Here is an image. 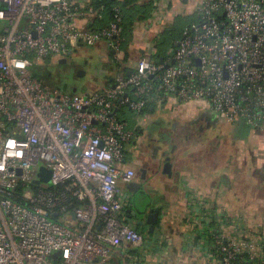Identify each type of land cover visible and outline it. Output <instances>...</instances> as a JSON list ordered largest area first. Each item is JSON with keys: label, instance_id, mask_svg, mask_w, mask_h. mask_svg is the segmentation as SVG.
Segmentation results:
<instances>
[{"label": "built area", "instance_id": "obj_1", "mask_svg": "<svg viewBox=\"0 0 264 264\" xmlns=\"http://www.w3.org/2000/svg\"><path fill=\"white\" fill-rule=\"evenodd\" d=\"M146 1L153 11L134 31L159 39L175 0ZM194 1L180 13L194 20L163 56L143 55L124 70L119 14L90 31L94 10L70 0H0V264L153 259L163 237L135 228L118 186L136 176L125 160L137 139L119 111L200 104L264 135V0ZM100 41L122 69L109 84L71 95L34 76L35 65ZM40 167L49 183H34ZM241 214L206 205L190 218L204 264H264V231L252 230L264 222Z\"/></svg>", "mask_w": 264, "mask_h": 264}, {"label": "crops", "instance_id": "obj_2", "mask_svg": "<svg viewBox=\"0 0 264 264\" xmlns=\"http://www.w3.org/2000/svg\"><path fill=\"white\" fill-rule=\"evenodd\" d=\"M70 1L75 4L84 5L85 8H91L90 0ZM189 1L191 0H187L186 3L178 2V0L173 1L169 9V17L165 20L164 27L173 24L178 17L184 19L188 17H183L180 13L193 7L195 1ZM149 4L152 7V4ZM0 6L2 5L0 4ZM96 16L97 14L94 11L93 14L88 17V20H91L88 22L89 26L92 25V21ZM86 20L87 19L83 18L78 23L80 26L82 24L84 25ZM135 26L133 29H135ZM162 37H164L163 41H166L165 36L161 35V38ZM161 38L159 39L161 40ZM176 41L177 40H175V42ZM82 47L85 46H80V48L76 50H80ZM169 47L170 46H168L162 54H159L153 39L137 32L133 35L128 46L129 49H127L132 63L122 62L123 69L128 70L134 67L136 60L141 57L139 55L140 53H138L141 49H145L143 51L146 52L149 48H153L151 54H144L141 51V55H147L150 56L152 60H158V58L165 54ZM83 49L86 50L85 52L88 54L93 52L98 53L97 58L100 60L112 57L110 50L103 41L98 42L94 46ZM76 50L72 53H75ZM104 53H106V55ZM156 53L157 55L155 56ZM55 60L57 59H54V61ZM107 71V75L104 74L102 81L96 83L90 92L107 85L110 78L117 74L118 71H122V69L111 63ZM161 114L169 115V118L173 121L189 120L190 124L193 125H195L197 121L205 130H211L214 134L216 132L218 133L224 128L223 126L228 124L220 116L208 112V110L200 104H185L177 107L168 104L161 108H151L148 113L143 115V117L136 119L132 128L134 130L138 129L137 138L144 137V133H147L146 137H149L150 132H146V130L150 127L148 124H150L151 121L146 122V120ZM191 118L192 120H190ZM146 124L148 125L147 127H145ZM229 125L233 136L236 134L238 138H244V142L249 143V147L247 151H245L246 155L244 159L246 162H249L248 159H253L254 165L258 167V169L263 166L264 159L261 160V157L264 153V139H262L261 136L253 134L245 123ZM145 128L146 130H144ZM199 129L201 130L202 127ZM139 142L140 140L138 141V139H136V141L128 148L125 167L133 169V164L136 162L135 158L138 155L137 148L140 145ZM251 143L253 145L250 148ZM209 145L210 144L208 142L206 143L205 140L202 141L197 144V147H195V150H192L191 154H188L186 160L179 159L176 163H174L171 158V154L176 153V148L173 146L170 153L166 154L164 152L165 155H162L168 157L166 160H164V157H159L157 161L153 163V166L146 167L145 164L143 167L145 170V176L142 178V176L140 177V174H136L133 180L134 182L142 184V193L140 195H134L133 197L129 196V198L124 197L127 184L122 181L118 182V186L121 190V199L125 205L126 217L135 222V228L139 231L145 232V234L150 236L163 237L160 249L155 251L153 259H150L151 261H149L148 264H172L178 257L177 252L183 257L181 264L205 263L202 258L203 243L202 240H200L201 238L196 236L195 230L190 223V218L193 215L196 216L201 213L206 205H208L212 211L215 209H223L235 213L236 209L238 211L247 210L248 212L260 210L264 214V193H261V187H263L262 185H264V182L260 183L259 188V181L252 172L251 174L248 172L244 174V176H241L243 174L240 173L239 170L241 163L240 160L242 159L240 156H242L243 153L241 152L237 154L238 159L234 156L232 160L230 158L225 159L223 154L221 155L219 153H222L220 148L224 146L223 144L215 142L214 144H211L210 149H207L206 147ZM215 149L217 153H215ZM217 149H219V152ZM213 154H216V159L212 158ZM167 160L171 164L170 175L163 172V167ZM141 168L142 167H139L136 172ZM150 209H155L158 213L157 222L154 226L153 232L148 231V225L145 223L146 216ZM133 211L136 213V217H133ZM138 221H141L142 224L138 225ZM113 252L114 254L118 253V255H121L119 250L114 249ZM120 260L122 261L121 258L119 261ZM177 260H179V258Z\"/></svg>", "mask_w": 264, "mask_h": 264}, {"label": "rangeland", "instance_id": "obj_3", "mask_svg": "<svg viewBox=\"0 0 264 264\" xmlns=\"http://www.w3.org/2000/svg\"><path fill=\"white\" fill-rule=\"evenodd\" d=\"M186 16H188L186 18V21H188L189 23L194 20L193 15L191 16L186 15ZM183 20L185 19L182 17H178L176 19V25ZM178 31H179V27L173 30V34L177 35L179 33ZM168 45H169V40L167 39L166 44L163 46H159L157 50L164 51L166 46ZM83 48L86 47H82L80 50H76V52L73 53V55L68 56V60H70L71 57L74 58L76 67L71 68L68 64H62L58 61V59L55 61L54 60L48 61L47 63L45 62L47 65L50 64L48 69L49 74L46 73V75H50L49 82L47 83L50 89H58L61 92L68 93L71 95H85L90 92V90L93 88V86L96 83L102 81V79L104 78V74L107 75L108 67H110L111 63L113 62V58L107 57L100 60L99 58H97L98 53L93 52L91 54H88L85 52L86 50H84ZM104 54L106 55V53ZM84 61H87V64H83ZM77 69L84 70L82 75H78ZM190 120H192V118ZM147 121L148 122L151 121L150 124H148L150 125V127L147 128V130L146 128L144 130H146V132H150V136L146 137L147 133L146 134L144 133V137L142 136L141 138H137L138 141L140 140L139 142L140 145L137 148L139 154L136 156L135 158L136 162L133 164V169L135 172L138 170L139 167L143 168L145 164L146 167L153 166V163H155L153 162L151 157L153 147L155 148L157 146L158 147L161 146V149L157 151V155L158 157H162L163 152H165L166 154L170 153L172 147L174 146L176 148V153H172L171 158L174 161V163H176V161H178L179 159L186 160L188 154H191L192 150H195L197 144L205 140L206 143L208 142L210 144L209 146L206 147L207 149H210L211 144H214L215 142L223 144L224 146L220 148L222 150V153L219 152V149L217 150L221 155L223 154V157H225V159L230 158L232 160L233 156L238 159L237 154L242 152L243 155L240 156V158H242L240 160L242 164L240 163V169H239L240 173L243 174L241 176H244V174L248 172H250L249 174H251L252 172V174H254V176H256L259 181V186H258L259 188H260V183L264 182V163L263 166L259 167L258 169V167L254 165L253 159L251 160L248 159V161L250 162L248 163L250 165L246 162V160L244 159L246 155L245 151H247L249 147V143L244 142L245 141L244 138L241 137L238 138L236 134L233 136L229 124L223 126L224 127L223 129H221L218 133L216 132L214 134V132H212L211 130H205L204 127L201 126L200 123L197 121L195 125L190 124L189 120L173 121L171 118H169V115L168 116L163 114L157 115L148 118L146 122ZM148 125L146 124L145 127H147ZM200 126L202 127L201 130L199 129L201 128ZM261 138L264 139V135L263 136L261 135ZM252 145L253 144L251 143L250 148ZM214 151L215 153H217L216 149ZM212 158L216 159V154L215 155L213 154ZM263 159H264V153L261 157V160ZM262 186L263 187H261V193L263 194L264 185ZM245 212L248 211L247 210L238 211L237 209L235 211L236 214H240V215H243L241 213H245ZM245 214L254 215L258 219L264 222V214L260 210L249 211L248 213ZM242 217L244 218L246 216L244 215ZM248 222L249 221H244L243 223H246L248 226L250 224ZM260 229L264 231V227L252 228V230H254L255 232H259ZM177 256L178 257L176 258V260H174V263L172 264H181L183 257L180 256L179 252H177ZM178 258L179 260H177Z\"/></svg>", "mask_w": 264, "mask_h": 264}, {"label": "trees", "instance_id": "obj_4", "mask_svg": "<svg viewBox=\"0 0 264 264\" xmlns=\"http://www.w3.org/2000/svg\"><path fill=\"white\" fill-rule=\"evenodd\" d=\"M90 6L97 14L96 18L92 21V25L88 26L90 31H99L105 28L110 22L114 20V17L116 14L120 15L121 17L120 27H121L122 36L124 38L123 49L126 51V56L123 62H128L131 64L132 61L130 60V55L127 49H129L128 46L133 38V35L135 34L133 27L138 22L144 21L150 16L152 12L151 5L148 2L143 1V0H90ZM188 23L189 22L186 21L185 19L176 25V20H175L173 24H170L167 27H164L162 36H165L166 41L161 42L160 39H157V38L155 39L153 35H150L149 38L153 39L156 48H158L159 46L165 45L167 42V39L169 40L168 46H171L174 44L175 40L180 39L182 30ZM178 27H179V31H178L179 33L177 35H174L173 30ZM168 46H166V48ZM143 50L145 49H141L138 52L140 53L139 54L140 56H142L141 51ZM157 52L159 54L163 53V51L161 50L160 51L157 50ZM144 54H147V53L145 52ZM156 55L157 53L155 54V56ZM48 61L50 60H47L45 62L47 63ZM45 62L39 65L38 64L35 65L32 71L35 77H37L45 86H48L47 83L49 82L50 78H49V75H46V73L49 72L48 69H49L50 64L47 65ZM112 63L116 67L119 66L114 60ZM120 72L118 71L117 74ZM109 82L107 84H109ZM151 108H146L145 110H143L137 115L134 113H131L130 111L126 112L127 115L124 114L122 111H119V113L122 115V117H125V119L129 123V127L132 128V125H134V122L136 121V119L143 117V115L148 113ZM242 123L243 122H239L236 124H242ZM236 124H231V125H236ZM135 131L137 134L138 129H136ZM25 187L26 186L24 184H21L19 186V192L24 190ZM61 188L62 187H59V189ZM137 253L138 251L135 249H130V250H127L126 252L127 255H136ZM126 254L124 255L125 258H127Z\"/></svg>", "mask_w": 264, "mask_h": 264}, {"label": "water", "instance_id": "obj_5", "mask_svg": "<svg viewBox=\"0 0 264 264\" xmlns=\"http://www.w3.org/2000/svg\"><path fill=\"white\" fill-rule=\"evenodd\" d=\"M164 40V37L161 38V42ZM152 49L153 48H149L146 53L147 54H151L152 53ZM142 53H145V51H142ZM159 61H161V59H159ZM163 172L170 175L171 174V164L169 163V161L167 160L166 163L164 164L163 167ZM38 177L39 179L36 180L34 183H49L50 182V172L44 168V167H40L39 168V172H38ZM143 173H142V178H143ZM139 191H142V184L139 182H130L126 185V193L124 195V197H128L129 196H136V194H138ZM133 217H136V213L133 211L132 212ZM74 217V215H73ZM157 218H158V213L157 210L155 209H150V211L148 212L147 216H146V220L145 223L148 225V231L149 232H153L154 226L157 222ZM142 222L138 221V225H141Z\"/></svg>", "mask_w": 264, "mask_h": 264}, {"label": "flooded vegetation", "instance_id": "obj_6", "mask_svg": "<svg viewBox=\"0 0 264 264\" xmlns=\"http://www.w3.org/2000/svg\"><path fill=\"white\" fill-rule=\"evenodd\" d=\"M71 55H73V53H70V54H68L67 56H65V57H63V58H60V59H58V61L60 62V63H62V64H68L71 68H73V67H76V63H75V61H74V58L73 57H71L70 58V60H68V56H71ZM83 64H87V61H84L83 62ZM85 66V65H84ZM78 67V66H77ZM77 72H78V75H82V73L84 72V70H79V69H77ZM50 76V75H49ZM111 79V78H110ZM209 112V111H208ZM211 121V120H210ZM136 141V140H135ZM134 141V142H135ZM133 142V143H134ZM132 143V144H133ZM131 144V145H132ZM159 149H161L160 147H153V149H152V154H151V157H152V160H153V162H155V161H157V159L159 158L158 157V155H157V151L159 150ZM139 154V153H138ZM162 155H165V153L163 152L162 153ZM162 157H164V156H162ZM168 157H164V160H166ZM142 173H143V176H145V170L143 169V168H141V169H139V171L138 172H135V174H140V177L142 176ZM142 193V191H139L138 192V194H136V195H140Z\"/></svg>", "mask_w": 264, "mask_h": 264}]
</instances>
